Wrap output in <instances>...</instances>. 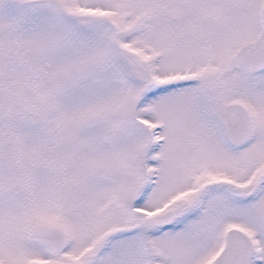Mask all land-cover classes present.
<instances>
[{"label":"snow or ice","instance_id":"obj_1","mask_svg":"<svg viewBox=\"0 0 264 264\" xmlns=\"http://www.w3.org/2000/svg\"><path fill=\"white\" fill-rule=\"evenodd\" d=\"M0 264H264V0H0Z\"/></svg>","mask_w":264,"mask_h":264}]
</instances>
